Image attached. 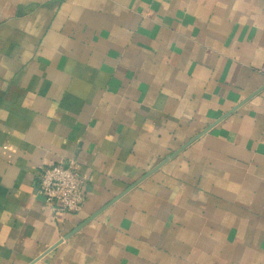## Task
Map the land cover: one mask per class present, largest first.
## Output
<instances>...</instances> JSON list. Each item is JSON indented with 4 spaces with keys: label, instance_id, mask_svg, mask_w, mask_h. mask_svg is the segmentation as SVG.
<instances>
[{
    "label": "crops",
    "instance_id": "0c3cea01",
    "mask_svg": "<svg viewBox=\"0 0 264 264\" xmlns=\"http://www.w3.org/2000/svg\"><path fill=\"white\" fill-rule=\"evenodd\" d=\"M0 264H264V0H0Z\"/></svg>",
    "mask_w": 264,
    "mask_h": 264
},
{
    "label": "built area",
    "instance_id": "2783aa9c",
    "mask_svg": "<svg viewBox=\"0 0 264 264\" xmlns=\"http://www.w3.org/2000/svg\"><path fill=\"white\" fill-rule=\"evenodd\" d=\"M86 180L75 164H49L39 167L37 192L55 210L76 213L86 200Z\"/></svg>",
    "mask_w": 264,
    "mask_h": 264
},
{
    "label": "water",
    "instance_id": "95a60500",
    "mask_svg": "<svg viewBox=\"0 0 264 264\" xmlns=\"http://www.w3.org/2000/svg\"><path fill=\"white\" fill-rule=\"evenodd\" d=\"M135 185H136V184H134L133 186H131V188L134 187ZM93 217H94V216H93ZM93 217H91L90 219L86 220V221L84 222V224L87 223L88 221H90Z\"/></svg>",
    "mask_w": 264,
    "mask_h": 264
}]
</instances>
